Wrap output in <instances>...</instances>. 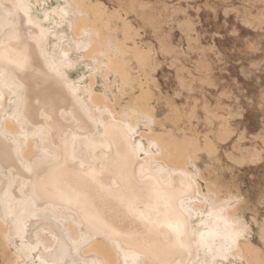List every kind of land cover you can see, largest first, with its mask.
I'll use <instances>...</instances> for the list:
<instances>
[{
  "label": "rangeland",
  "instance_id": "obj_1",
  "mask_svg": "<svg viewBox=\"0 0 264 264\" xmlns=\"http://www.w3.org/2000/svg\"><path fill=\"white\" fill-rule=\"evenodd\" d=\"M103 1L110 8L132 4L127 14L128 20L139 33L140 43L154 49L150 78L156 93L157 116L164 119L169 106L176 107L181 115L179 133L198 136L202 142L205 136L213 138L214 132L222 125L229 132L230 138L227 135L224 140L218 141L215 154H200L197 165L206 177L218 178L225 189L244 197L243 215L252 232H246L249 228L245 220L236 218L235 206L230 201L210 202L203 209L191 204V196H181L178 202L184 211L185 220L182 219L191 233L189 245L192 251L187 259L180 254L168 256L170 264H242L235 257L238 241L251 239L264 248L259 235L260 226L264 223V0H160L161 4L159 0ZM1 3L10 11H3ZM63 3L62 0H48L45 4L37 5L31 0H1L0 49L7 42L19 39L39 45L53 71L66 80L80 110L92 123L93 133H79L83 130L76 126V119L66 109H62L60 119L55 120H61V123L51 125L57 132L47 128L42 118L32 119L25 115V84L16 71L1 64L4 60L0 56V94L4 97L0 101V170L7 177L5 186L13 190L20 183L25 188L28 184H22V179H26L34 170V166L19 156L28 139H35L44 158H52L62 153L63 146L88 136L99 143L94 153L86 156L85 161L71 156L67 159L89 163L92 167L109 159L110 149L102 131L105 125L98 115L92 113L79 90L80 80L85 81L94 65L84 62L80 67L74 66V62L80 59V51L70 30L69 15L60 11H63ZM62 45L67 46L63 57L60 55ZM53 54L62 58L60 63H53ZM95 89L104 91L102 76H97ZM113 90L116 91L115 88ZM127 100L128 97H123L121 106ZM7 118L24 125V129L15 134L6 132L3 122ZM132 137L135 143H140L137 135ZM8 145L12 151L8 150ZM136 149L143 152L140 159L144 160L149 151H144V146L140 145ZM8 153L16 154L20 165L14 163ZM150 173L159 174L162 188L171 191V172L152 162L148 167H140L137 174L143 178ZM200 182L205 191L206 181L200 179ZM138 187L140 185L136 183L132 188ZM27 199H21L15 205L19 234L15 247L23 256L24 262L21 264H58L39 255L41 248L49 250L52 247L53 238L34 226L40 210H56L51 203L40 206ZM55 214L61 219L60 234L70 256L61 264H99L95 258L81 254V248L88 240L86 233L74 239L64 226L66 218H72L76 223L82 222L80 215L72 207L65 208L64 214ZM196 230L199 232L195 233ZM122 253L129 255L130 262L138 257V253L130 249L122 250ZM0 264H10L1 248Z\"/></svg>",
  "mask_w": 264,
  "mask_h": 264
},
{
  "label": "bare ground",
  "instance_id": "obj_2",
  "mask_svg": "<svg viewBox=\"0 0 264 264\" xmlns=\"http://www.w3.org/2000/svg\"><path fill=\"white\" fill-rule=\"evenodd\" d=\"M31 1L37 5L48 2ZM62 1L64 6L60 11L69 15L70 30L80 51V59L74 62V66L80 67L84 62L94 65L84 82L79 79V90L92 113L98 115L105 125L102 131L110 149L109 159L97 167H92L88 161V164L81 163L99 145L95 138L88 136L63 146L62 153L52 158H44L35 139L25 142L19 156L34 166L32 173L22 179V184L26 182L28 185L24 188L20 183L14 190L8 188L5 186L7 177L0 170V248L8 262H24L15 247L16 238L19 237L15 205L24 198L40 206L51 203L56 210H40L34 226L53 238L52 247L49 250L41 248L39 255L58 264L64 263L70 256L60 234L61 219L55 213L64 214L67 207H72L82 220L76 223L74 219L66 218L64 226L68 234L77 239L86 233L88 240L81 248V254L95 258L99 264H170L168 256L173 254L187 259L192 251L189 245L191 233L183 221L184 211L178 202L181 196H191V204L203 209L210 202L230 201L235 206L236 218L246 221L243 215L244 197L225 189L218 178L206 177L197 165L202 152L215 154L218 141L224 140L229 133L227 129L222 125L214 132L213 138L205 136L202 142L198 136L179 133L181 115L176 107L170 105L164 119L157 116L156 93L150 78L154 49L140 43L139 33L128 20L127 14L132 4L110 8L103 0ZM1 4L3 11L9 10ZM61 47L60 55L63 57L67 46ZM0 56L4 60L1 64L16 71L25 84V115L32 119L42 118L47 128L57 132L51 125L61 123V120H55L60 119L61 110L66 109L76 119V126L83 130L79 133H93L92 123L80 110L66 80L53 71L39 45L25 39L9 41L0 49ZM51 59L55 64L62 60L56 54ZM98 75L104 79V91L101 92L95 89ZM123 97H128V100L121 106ZM3 99L0 94V101ZM3 126L11 134L24 129V125L10 118L5 119ZM133 135L138 136L139 144L134 142ZM137 145L149 151L144 160L140 159L143 152L136 149ZM7 147L12 151L9 145ZM8 156L20 165L16 154L8 153ZM70 156L81 161L68 160ZM152 162L171 172V191L162 188L159 174L150 173L139 178L138 169L148 167ZM200 179L206 181L205 191ZM136 183L140 187L132 188ZM247 224L249 229L246 228V232L249 230L251 234L252 228ZM259 231L264 242V223ZM236 245L237 254L234 256L242 264H264V248L251 239L240 240ZM128 249L138 253L132 262L127 253H122V250Z\"/></svg>",
  "mask_w": 264,
  "mask_h": 264
}]
</instances>
